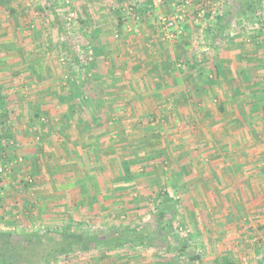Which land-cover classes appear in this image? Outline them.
<instances>
[{"label":"rangeland","instance_id":"1","mask_svg":"<svg viewBox=\"0 0 264 264\" xmlns=\"http://www.w3.org/2000/svg\"><path fill=\"white\" fill-rule=\"evenodd\" d=\"M181 1L163 0L160 6L150 8L149 0H113L109 2L112 7L101 18L94 9L92 14L87 13L81 1L63 0L58 12L63 31L44 9L39 11V18L32 16L36 4L31 2L30 23L15 21L17 25L9 37L15 46L21 47V43L26 46L13 51L14 60L30 61L29 73H50L55 78L50 82L25 83L33 91L26 104L37 103V90L39 93L62 89L65 93L61 92V103L78 109V121L87 109L97 108L96 105L125 108L123 113L94 117L91 121L98 120V126L89 130L69 129V118L65 116L53 117L51 113L45 116L50 123L59 118L68 125L62 126V137L68 139L71 133L85 139L84 144L89 142L82 148L78 146L85 163L78 160L72 165L77 175L72 173L73 178L68 180L60 177L64 186L67 182L66 189L76 187L79 191L85 181L82 174L88 173L89 167L103 166L101 175L108 170L106 181L104 175L97 179L100 182H95L103 193L94 199V206L91 203L92 211L84 214L75 209L73 214L61 212L47 218L63 224L76 222L72 227L87 235L93 230L109 234L111 224L123 227L126 223L136 224L140 219L145 223L151 219L153 204L148 203L158 192L166 191L184 204L182 214L176 217L180 229L176 235L181 241L190 240L189 251L203 249L200 264H217L218 255L228 256L239 264H264V190L261 185L260 194L251 193L239 177L244 173L247 178L252 171L264 177V2L261 1L259 17L238 19L233 15L238 8L237 0H189L190 5L184 8ZM105 4L107 7L108 3ZM179 12L183 19L177 25L178 30L163 31L160 18L173 19ZM71 14L73 21L69 24L66 19ZM218 16L225 20L226 29L223 37L213 42ZM171 35L174 37H168ZM73 47L79 55V65L67 58L69 48ZM13 84L0 82V125L5 130L4 148L9 157L17 153L9 142L15 136L8 134L7 126L18 114L12 118L4 107L8 98L20 105L25 102V97L17 96L21 92L19 86H9ZM123 121L130 122L116 126ZM123 126L124 130L118 128ZM124 161L129 164L130 175L123 170ZM241 162L244 169L239 173L242 168L237 164ZM30 164L13 162L8 175L15 169L29 171ZM26 175L33 180L31 186H26L31 190L39 180L35 174L26 172ZM70 180L73 184L68 183ZM236 183L243 191L230 193ZM29 197L32 204L43 203L35 192ZM80 199L72 201L74 207H80ZM235 201L246 207L240 208L239 218L254 225L239 246L234 230L228 229L231 216L212 221V204L227 206L222 211L229 215ZM133 204L146 208L137 213ZM199 207L210 216V222L208 231L197 239L193 232L194 223L200 219ZM37 211L36 215L31 212L25 226L17 231H45L48 226L44 222L50 220L44 218L40 208ZM53 227L59 226L50 229ZM132 255L136 264H153L157 260L155 251L136 250ZM114 262L116 258L102 251L80 255L77 260L78 264ZM57 264L69 262L61 259Z\"/></svg>","mask_w":264,"mask_h":264},{"label":"crops","instance_id":"2","mask_svg":"<svg viewBox=\"0 0 264 264\" xmlns=\"http://www.w3.org/2000/svg\"><path fill=\"white\" fill-rule=\"evenodd\" d=\"M72 1L77 2V3H80L79 1H81L83 5L85 6V9H87L86 12L88 11V12H91L92 14L93 9H94L97 12H99V15H97L96 13L95 14L98 17L102 18L104 17L102 16L104 15L103 14L104 11L109 10L112 7V5H109V2L113 0H72ZM261 1L264 2V0H260V5H261ZM31 2H35L36 4V9H35L36 13L31 11L30 14L33 13L32 16H36V17L38 16L39 18V11H42L44 9L45 12L51 13L53 21H55L58 27H60V30L63 31V28L61 27V22H59L60 17L58 13L60 12L61 7L63 6V4L61 3L63 2V0H0V82L11 83V84L14 83L15 85L13 84L9 86L11 87L19 86V88L21 89V92H18V94L20 95H17V96H20V98L25 97L24 98L25 102H23L21 105L17 103V101H12L8 98L7 103L4 107L6 111L8 112L10 111L12 118L16 116L17 114L18 116L21 115V118L17 116L16 120L11 119L9 125L7 126L8 134L13 135V137L15 136V139H12L11 141L9 140V142L14 145V149L12 150H14L17 153L15 155L10 154L9 159L11 161H14L15 159L18 158L16 156H19V155L22 156L23 160L27 164L31 163L30 165L32 166V167L30 166V169H32V173L30 172V169H28L29 171H26V172L29 175L35 174L37 176V179L39 180L35 184V186L31 188V190L29 189V187H26V186L23 187V182H24L23 180H25V178L27 177L26 172L25 170L15 169L13 173L11 172L10 175H8L6 179L0 182V230L1 231L34 232V231H17V229L23 228L26 224V221H27L26 219H28L27 216H30L29 214L31 212H33V214L36 215V213H38L37 210L39 208L44 218H47V216L51 217V215H54V214L60 215L61 212H62L61 215L62 214L68 215V213L73 214L75 213L74 211L75 209H80L83 213L88 212L89 210L92 211L93 209H90L91 203L94 206L95 205L94 199L95 198L97 199L99 194L103 193V190L100 191L99 186H97L96 185L97 183L95 182L96 181L100 182L97 179L101 176L103 177L104 175H105L104 179L106 181V177H107L106 174L108 175L107 173L108 170L105 171L104 175L103 174L101 175L102 171L104 170L103 166H98V167L96 166V167H91V168L89 167V169L87 168L89 172L88 173L86 172V174L84 172L82 174L83 177H85L84 178L85 181L81 180L83 177L77 180V181L79 180L82 181V185L80 189H77L79 191H76V187L73 188L75 190L66 189V187H68V185L66 184L67 182L65 181L66 183L64 186L62 184V182L64 181H62L60 177L65 176L66 180H68V179L73 178V176H71L73 175L72 173H74V175H77L72 165L74 163H77L78 160L83 162V160L81 159V154H79L78 146L80 145V147L82 148L84 147V145L85 146L88 145L89 142H86L84 144L83 141H85V139L82 138V140H80L81 137H78L77 135L72 136L71 133L68 134L69 136L68 139L65 137H62L64 136L62 132V126L64 124L66 126L68 125L65 122H63V120H60L59 118L63 116H65L66 119L69 118L67 120V122L69 121V129H72L74 131L79 130V129L89 130L92 128H96V126H98V123H97L98 120L91 121V119H93L94 117L96 116L100 117L102 115L109 114V113L110 114L111 113H123L122 110L125 109V108L121 109L120 107L115 109L109 106L105 108L104 105L102 106L96 105L97 108L92 107L91 110L87 109L85 111V114L81 115L80 121H78V114H80L78 109L75 108L74 106L73 107L69 106V108H67L65 103L64 104L61 103V100H60L61 95L62 93H65L62 89H58V90L57 89L55 90L45 89V90L39 91V93L37 90L36 98H37L38 104L37 103L31 104L32 102L26 104V99L31 97V94L33 91L30 92L27 89V86L25 83L55 81V78L52 77L50 73H35V74L29 73L28 72L29 69L27 68V66H31L30 61L23 60V59L14 60L12 56L14 50L21 49V48L23 49L24 46H26L23 43H21L22 44L21 47L20 45L15 46L13 44L14 42L12 41V38L9 37V35L13 33V30L15 29L14 26L17 25L15 21L22 23V24L24 23V25L28 24L29 18L31 17V15H29V10H31V5H32ZM105 3H108L107 7ZM261 7L262 5L260 6V9L262 10ZM172 9L174 12V8ZM87 13H86L85 19H88L89 17ZM259 15H260V12L256 17L251 18V19H255L259 17ZM182 29L184 30L183 26H182ZM185 29L187 31L188 27L186 26ZM252 80L255 81V79H252ZM116 82L118 83V80ZM16 88L19 89L18 87ZM14 90L15 89H13V91ZM13 91L10 90V92H13ZM24 94H27V95L24 96ZM113 94L116 95L117 93L113 92ZM12 95L13 93L9 94V96H12ZM96 95L100 96L99 93H97ZM7 96H8V93H7ZM117 96L119 97V95ZM40 98L44 100H41ZM111 110L113 112H111ZM50 113L52 114L53 117L58 116L59 118H55L54 120L51 121L52 123H50L49 120L47 121L45 119L46 118L45 116ZM68 115L70 117H68ZM95 119H97V117ZM106 119L107 118H105V120ZM75 121L81 123L82 126H79V124L77 125ZM101 121L104 122V119H101ZM119 121L120 120H117V123ZM125 122L123 121V123L117 124L116 126H119L122 124H125L126 126L127 123H129L130 121H128L127 123ZM118 128L123 129L124 126L118 127ZM102 135L103 134H101V136ZM9 150L11 149L9 148ZM125 162L126 161H124L123 163ZM244 162L243 163L241 162V164L239 163L237 164V165H240L239 168H242L239 173H242L241 171H243L244 169L243 168ZM39 169H41V172L39 171ZM247 174L249 175L247 178L244 173L242 176H239L241 178L240 182L242 180L244 185H246L248 188L250 187L249 189L251 190V193L257 192L260 194V191H261L260 186L262 185L263 190H264V184L260 183L259 180L264 182V177H261V175L259 176V174L257 175V172L253 173V171L252 173H247ZM243 177H245L246 180H243L242 179ZM260 177L261 179H259ZM76 179H77V176H76ZM254 182H256V186L254 185L255 184ZM68 183L73 184L72 180H70ZM77 185L78 184L76 183V186ZM61 187H64V189H61ZM104 187H106V185ZM69 190H72V192H70ZM230 190H231L230 193L232 192L240 193L241 191H243L242 187L237 186V183L232 185V188H230ZM34 192L39 199H43V203L41 200H38L39 203L41 201L40 205H37V203L32 204L31 202L33 201L29 200L30 198L29 196H32ZM75 196H76V199H80L81 197H84L83 200L87 199V201L85 202L80 199V202H81L80 207L79 208L74 207V204L72 203V201L76 200ZM93 196L94 198L90 199V197H93ZM237 200H239V198H237ZM97 204H99V208L102 209L100 207L101 206L100 202L97 201ZM148 204L149 205L153 204V207H154L153 202L148 203ZM232 204L234 205H231V208H230L231 213H229V215L224 214L222 211V209H226L227 206L222 207V204L219 205V203L217 202L212 204L211 209L214 210L213 215H212L213 216L212 221H219V220L222 221L223 217L231 216L232 224L229 226L228 229L234 230L235 235H236L235 242L237 243L236 245L239 246V243H241L242 241L243 242L245 241L247 235L250 234L249 229H251V227L254 225L251 222L250 224H247V220L239 218L238 214L240 213L239 211L240 208L241 209L246 208L244 207V205L239 204L238 201H235V203H232ZM104 206L105 205H103L102 207ZM137 206L138 204H133V207L135 208L137 213H140V211L143 210V208H146L145 205L143 204H140L138 207ZM184 208H185L184 204H180L178 202L177 215L182 214V210H184ZM247 208H249V205ZM202 209H203L202 207L198 208V211H199L198 218L200 219L196 220V223H194L196 226V231L194 230L193 234L197 239H200V237L204 235L203 232L207 230L208 224L210 222L209 221L210 216L205 215L204 210ZM48 211L49 212L51 211V212L49 213ZM136 219H140V218H136ZM139 221L140 222L136 224L126 223L124 224V226L133 225L134 227H140V226L142 227L146 225L149 226V224L146 223L147 221L149 223L152 222L151 219H146L145 223L141 219ZM174 222H175L176 227H178V225L176 224V219L174 220ZM261 223H262L261 221L257 222V224H261ZM44 224L48 226L47 228H50V226L57 225L59 227H53L55 230H57V229H61L64 226L75 225L76 222H74L73 224H70V223L63 224L61 221L59 222L56 219L55 220L53 219V221L51 220L48 222L45 221ZM111 225H115V224H111ZM178 230H180L179 227H178ZM256 232L257 231L255 230L254 235ZM137 250L146 251L140 248ZM202 250L193 249L195 254H198L201 256V260H200L201 262L203 258L202 255L204 254ZM149 251L151 252L153 250H149ZM221 257H223V255L217 256L218 259H220ZM155 258L157 260L153 261V264H168L169 263L168 260L165 263H163L164 260L160 261L159 260L160 257L157 256V252H156ZM182 264H185V263H182ZM235 264H239V263L235 262Z\"/></svg>","mask_w":264,"mask_h":264},{"label":"trees","instance_id":"3","mask_svg":"<svg viewBox=\"0 0 264 264\" xmlns=\"http://www.w3.org/2000/svg\"><path fill=\"white\" fill-rule=\"evenodd\" d=\"M237 7L233 10L236 18L243 19L246 16L254 18L260 12V0H238ZM224 23L225 20L218 16V28L213 32V42L223 37L226 29ZM69 49L67 58L73 60L75 65H79L78 53L74 47ZM128 166L127 162L123 163L126 175H130ZM152 202L154 203V207H150L152 224L142 227L113 225L109 234L103 233V230L99 232L93 230L87 235L72 226L34 232L0 230V264H57L61 259L68 260L69 264H78L80 255L94 251H102L109 257L116 258V262L112 264H136L137 260L132 254L139 248L157 252V256L168 260V264H200L201 256L188 250L190 240L181 241L176 235L178 231L174 222L178 213L176 197L166 191H160ZM217 264L235 262L228 256H223Z\"/></svg>","mask_w":264,"mask_h":264},{"label":"built area","instance_id":"4","mask_svg":"<svg viewBox=\"0 0 264 264\" xmlns=\"http://www.w3.org/2000/svg\"><path fill=\"white\" fill-rule=\"evenodd\" d=\"M149 2L151 3V5H150V8H151L152 6L153 7L160 6V4H162L163 0H149ZM181 4H183L181 7L184 8V7H187L190 5V1L189 0H182ZM178 8H180V6ZM179 11H180V9H179ZM182 19H183V15L180 12L177 13L175 18H173V19L168 18V17H162V18H160V26L163 27V31H166V32L172 28L178 30L177 25L181 22ZM66 21L69 22V24H72L73 15L72 14L69 15V17L66 19ZM168 37H174V36L171 35ZM1 125H0V182H2L4 179H6L8 177V174H9L11 168H13V162H14V164L24 162V160L21 157H18L14 161H11L9 159V156L7 155L6 150L4 148L5 147L4 143L6 142L4 139L5 130L3 129V126H1ZM23 181H24L23 187H25L27 185L31 186V184H33V180L30 177H26L25 180H23Z\"/></svg>","mask_w":264,"mask_h":264}]
</instances>
